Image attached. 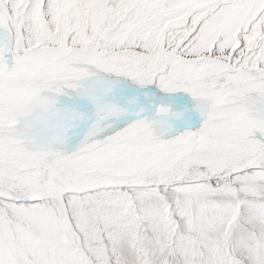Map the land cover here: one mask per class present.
Wrapping results in <instances>:
<instances>
[{"label":"snow or ice","instance_id":"6c2138e0","mask_svg":"<svg viewBox=\"0 0 264 264\" xmlns=\"http://www.w3.org/2000/svg\"><path fill=\"white\" fill-rule=\"evenodd\" d=\"M0 264H264V0H0Z\"/></svg>","mask_w":264,"mask_h":264}]
</instances>
